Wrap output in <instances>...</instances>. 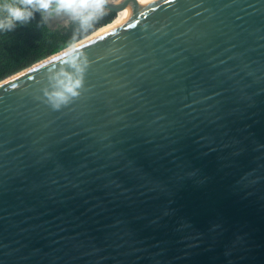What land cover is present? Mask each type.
<instances>
[{"label":"water","instance_id":"water-1","mask_svg":"<svg viewBox=\"0 0 264 264\" xmlns=\"http://www.w3.org/2000/svg\"><path fill=\"white\" fill-rule=\"evenodd\" d=\"M115 19L0 82V264H264V0Z\"/></svg>","mask_w":264,"mask_h":264},{"label":"trees","instance_id":"trees-1","mask_svg":"<svg viewBox=\"0 0 264 264\" xmlns=\"http://www.w3.org/2000/svg\"><path fill=\"white\" fill-rule=\"evenodd\" d=\"M44 13L37 11L27 23H17L12 31H0V81L52 56L89 35L99 25L94 17L86 28L79 20L49 28Z\"/></svg>","mask_w":264,"mask_h":264},{"label":"clouds","instance_id":"clouds-1","mask_svg":"<svg viewBox=\"0 0 264 264\" xmlns=\"http://www.w3.org/2000/svg\"><path fill=\"white\" fill-rule=\"evenodd\" d=\"M25 4L27 6H14L8 3L0 4V9L5 13V15L0 17V31H12L17 23L30 22L37 11L48 13L49 15L53 12L56 14L69 13L72 18L79 20L82 29L86 28L94 19L92 12L81 13L78 11V8H87L86 4L81 3L77 6L71 0H25ZM102 6V3L98 0L96 8L100 9ZM87 68L88 61L85 58L83 66L76 69L79 77L75 80L73 86H65L61 91L44 92L53 109L59 110L62 106L70 104L72 99L79 95L74 89H79L84 84V74ZM58 84L62 85L63 81H58Z\"/></svg>","mask_w":264,"mask_h":264},{"label":"rangeland","instance_id":"rangeland-1","mask_svg":"<svg viewBox=\"0 0 264 264\" xmlns=\"http://www.w3.org/2000/svg\"><path fill=\"white\" fill-rule=\"evenodd\" d=\"M8 4H11V5H14V6H27L26 4H25V0H11L10 2H8ZM123 14L124 13H119L118 14V16L115 14V13H113V12H107L106 14H104V15H98V16H96V17H99V22H100V25L96 28V29H94L89 35H91V34H93L94 32H96L97 30H99L100 28H102V27H105V26H107L108 24H110L115 18V20H117V19H119L120 17H122L123 16ZM3 15H5V13L2 11V9H0V17H2ZM117 16V17H116ZM67 24H63V23H60V22H58V23H54V26L55 27H57V26H66ZM89 35H87V36H89ZM87 36H85L84 38H86ZM84 38H82V39H84ZM81 39V40H82ZM81 40H79V41H81ZM78 41V42H79ZM50 57V56H49ZM48 58V57H47ZM46 59V58H45ZM42 60H44V59H42ZM41 60V61H42ZM39 62V61H38ZM37 62V63H38ZM36 64V63H35ZM34 65V64H33ZM31 67V66H30ZM29 68V67H28ZM25 69H27V68H25ZM25 69H23V70H25ZM23 70H21V71H23ZM21 71H18V72H16V73H14V74H12V75H15V74H17V73H19V72H21ZM12 75H10V76H12ZM10 76H8V77H10ZM7 77V78H8ZM6 79V78H5ZM4 80V79H3ZM2 81V80H1ZM0 81V82H1Z\"/></svg>","mask_w":264,"mask_h":264},{"label":"bare ground","instance_id":"bare-ground-1","mask_svg":"<svg viewBox=\"0 0 264 264\" xmlns=\"http://www.w3.org/2000/svg\"><path fill=\"white\" fill-rule=\"evenodd\" d=\"M124 10V14L122 17H120L119 19L115 20L114 22L124 18L128 12H130L131 10L135 9L136 7H138L139 5L143 4L144 2L148 1V0H115ZM106 27V26H105ZM104 28V27H102ZM100 28V29H102ZM99 29V30H100ZM97 30V31H99ZM96 31V32H97ZM95 33V32H94ZM93 33V34H94ZM92 35V34H91ZM90 35V36H91ZM88 38V37H87ZM86 39V38H85Z\"/></svg>","mask_w":264,"mask_h":264},{"label":"crops","instance_id":"crops-1","mask_svg":"<svg viewBox=\"0 0 264 264\" xmlns=\"http://www.w3.org/2000/svg\"><path fill=\"white\" fill-rule=\"evenodd\" d=\"M11 0H0V4H2V3H8V2H10Z\"/></svg>","mask_w":264,"mask_h":264},{"label":"flooded vegetation","instance_id":"flooded-vegetation-1","mask_svg":"<svg viewBox=\"0 0 264 264\" xmlns=\"http://www.w3.org/2000/svg\"><path fill=\"white\" fill-rule=\"evenodd\" d=\"M104 14H106V13H104ZM104 14H102V15H104Z\"/></svg>","mask_w":264,"mask_h":264}]
</instances>
